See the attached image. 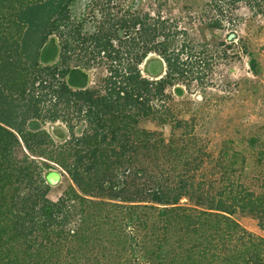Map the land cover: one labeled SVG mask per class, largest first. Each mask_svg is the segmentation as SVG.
<instances>
[{"label": "trees", "instance_id": "obj_1", "mask_svg": "<svg viewBox=\"0 0 264 264\" xmlns=\"http://www.w3.org/2000/svg\"><path fill=\"white\" fill-rule=\"evenodd\" d=\"M71 2L0 0V264H264V238L235 219L264 227V194L240 181L241 152L224 142L214 156L194 120L176 117L168 89L183 96L174 87L194 72L168 53L165 26L159 45L157 25L139 20L124 25L141 24L130 42L111 27L80 37V21L62 29ZM89 42L86 64L68 65ZM151 52L165 75L140 71ZM100 54L109 69L89 86L84 68ZM59 122L70 138L58 143L41 125ZM51 165L71 181L57 202L42 177Z\"/></svg>", "mask_w": 264, "mask_h": 264}, {"label": "rangeland", "instance_id": "obj_2", "mask_svg": "<svg viewBox=\"0 0 264 264\" xmlns=\"http://www.w3.org/2000/svg\"><path fill=\"white\" fill-rule=\"evenodd\" d=\"M134 5L140 13L131 11ZM68 12L70 19L62 24V29L71 30L72 26L67 28L64 24L80 21L83 25L80 37L108 27L118 33L121 23L130 21V17L146 16L149 24H154L153 17L165 18L170 24L169 32H165L170 35L168 40H172L168 53H180L187 61L185 67L194 72V78L174 87L183 89V96L177 97L173 87L168 89L175 100L176 117L189 122L194 120V132L214 156H218L224 142H228L230 149L241 152L246 162L242 163L245 172L240 181L256 194H264V0L234 4L229 0H72ZM217 21L221 26L216 25ZM134 33L130 36L132 40L138 36ZM56 35L53 38L62 48L63 41ZM162 36L165 37L164 32L158 35L156 42L163 40ZM129 38L126 40L130 42ZM85 46L84 52L69 50L72 58L68 65L86 64L93 47L90 42ZM61 57H56L49 65L57 64ZM252 58L258 64L256 74L250 68ZM159 59L163 58L154 52L147 55L139 66L145 77L149 76L147 69L154 74L157 72V76L165 75L166 66L161 61L153 63ZM109 66L110 62L101 54L85 66L89 86L102 73L106 74ZM198 75L202 80L195 79ZM143 126L161 132L166 140L172 136L170 125L146 122ZM41 128L50 132L58 143L70 138L67 128L60 122L46 123ZM42 177L49 184L47 197L53 202H57L71 185L68 175L56 165L44 170ZM235 219L249 232L264 238V227L259 226V221L239 214ZM72 222L76 225L77 218Z\"/></svg>", "mask_w": 264, "mask_h": 264}, {"label": "flooded vegetation", "instance_id": "obj_3", "mask_svg": "<svg viewBox=\"0 0 264 264\" xmlns=\"http://www.w3.org/2000/svg\"><path fill=\"white\" fill-rule=\"evenodd\" d=\"M135 7V5H134V7H132L131 8V11H134V10H137L136 12H138L139 11V9L138 8H136ZM80 12H81V10H80ZM127 12V11H126ZM135 13V12H134ZM138 13H140V12H138ZM139 16L138 17H140V14H138ZM147 16H149V14H146ZM156 14H154V16H155ZM160 15V14H159ZM143 17L145 18V19H143ZM148 18V17H147ZM146 16H141L140 18H133V17H130V21H127V20H125V22H122L121 23V28H123V29H119V31H118V36H123V39H128L130 36H131V34H132V32L133 31H135V33L134 34H138V31L139 30H141V24H139V25H137L136 26V28H134V27H131L130 29H125L126 27H124V25L125 24H129V25H131V24H133L136 20H139V21H141V22H144V21H146ZM152 20H154V25H157V27L160 29H162V27L163 26H165V30H168V32H169V27H170V24L168 23V22H165L166 21V19L165 18H161V17H158V16H156V19L153 17L152 18ZM156 20V21H155ZM127 21V22H126ZM168 25V26H167ZM161 26V27H160ZM140 32V31H139ZM125 36V37H124ZM159 38V37H158ZM162 38H163V40H160V39H158L157 40V45H159V43H162V42H164V40H165V37L164 36H162ZM130 40H131V37L129 38ZM117 42V41H116ZM118 43V42H117ZM123 43H125V42H123ZM123 46H124V44H123ZM170 51V50H169ZM159 56V55H158ZM162 62V64L164 65V67L166 66V68H167V64H166V62L164 61V59H159V60H155V61H153V63L155 62V63H159V62ZM160 62V63H161ZM144 63V62H143ZM142 63V64H143ZM141 64V65H142ZM162 64H160L161 66H162Z\"/></svg>", "mask_w": 264, "mask_h": 264}]
</instances>
